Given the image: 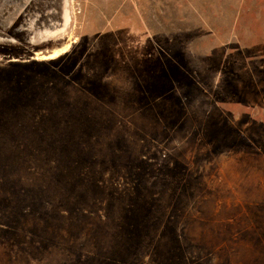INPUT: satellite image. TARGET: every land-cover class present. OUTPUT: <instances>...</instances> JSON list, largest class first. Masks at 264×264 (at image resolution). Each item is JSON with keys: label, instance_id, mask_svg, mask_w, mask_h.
Here are the masks:
<instances>
[{"label": "rangeland", "instance_id": "374dc122", "mask_svg": "<svg viewBox=\"0 0 264 264\" xmlns=\"http://www.w3.org/2000/svg\"><path fill=\"white\" fill-rule=\"evenodd\" d=\"M0 264H264V0H0Z\"/></svg>", "mask_w": 264, "mask_h": 264}, {"label": "bare ground", "instance_id": "6f19581e", "mask_svg": "<svg viewBox=\"0 0 264 264\" xmlns=\"http://www.w3.org/2000/svg\"><path fill=\"white\" fill-rule=\"evenodd\" d=\"M56 52V51H55Z\"/></svg>", "mask_w": 264, "mask_h": 264}]
</instances>
